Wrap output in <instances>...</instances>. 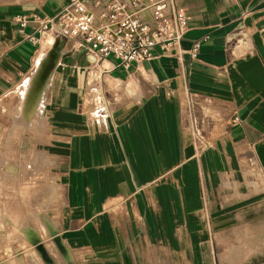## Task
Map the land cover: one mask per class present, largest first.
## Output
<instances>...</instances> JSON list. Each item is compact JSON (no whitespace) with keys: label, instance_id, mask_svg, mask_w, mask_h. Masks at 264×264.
Here are the masks:
<instances>
[{"label":"crops","instance_id":"1","mask_svg":"<svg viewBox=\"0 0 264 264\" xmlns=\"http://www.w3.org/2000/svg\"><path fill=\"white\" fill-rule=\"evenodd\" d=\"M66 3L0 0V95L54 42L29 43L30 17ZM175 3L188 17L183 40L137 66L58 50L43 116L28 127L47 119L56 138L62 204L56 239L40 243L51 264H174L175 233L208 264L202 243L264 232V0Z\"/></svg>","mask_w":264,"mask_h":264},{"label":"rangeland","instance_id":"2","mask_svg":"<svg viewBox=\"0 0 264 264\" xmlns=\"http://www.w3.org/2000/svg\"><path fill=\"white\" fill-rule=\"evenodd\" d=\"M44 62L39 69L33 67L28 76H39ZM27 80L18 81L0 95V264H49L44 260L48 259L47 254L42 247L38 250V246L55 233L52 228L55 213L62 204L59 170L54 159L56 138L47 119L40 127L28 128L35 121L30 118L28 101L19 95ZM44 98L45 95L40 102ZM39 104L42 118L44 108ZM18 116L26 118V126L17 120ZM244 237L242 232L234 234L235 239ZM247 237L249 243H202L208 264H217L219 257L224 264H264V232L255 231ZM178 238L175 233L174 246L168 250L174 264H181L183 251L189 256V264H196L192 243L183 249L181 243H176Z\"/></svg>","mask_w":264,"mask_h":264},{"label":"built area","instance_id":"3","mask_svg":"<svg viewBox=\"0 0 264 264\" xmlns=\"http://www.w3.org/2000/svg\"><path fill=\"white\" fill-rule=\"evenodd\" d=\"M30 19L36 28L28 40L37 48L48 33L63 47L70 43L73 51L89 55L92 66L110 60L123 69L152 59L155 50L178 47L188 29L186 12L175 0H67L54 17ZM28 20L18 16L15 21L24 27ZM198 48L192 43L191 58Z\"/></svg>","mask_w":264,"mask_h":264},{"label":"bare ground","instance_id":"4","mask_svg":"<svg viewBox=\"0 0 264 264\" xmlns=\"http://www.w3.org/2000/svg\"><path fill=\"white\" fill-rule=\"evenodd\" d=\"M47 43V42H46ZM47 44H51L50 42ZM58 47V48H56ZM60 44L59 42L57 45L54 47L52 50V53L49 54L48 52L43 56L44 58H41L37 61V66L36 68L39 69V66L45 61V67L43 68V71L41 73L31 75L27 82L23 84L20 88L19 95L21 97L28 101V110L31 111V119L38 123L40 121V111H41V105L40 103V98L45 95V89L48 87L47 81H44L46 79H49L50 74L55 66L59 63V56L58 55V50H59ZM57 49V51L55 50ZM22 125L26 126L27 125V120L23 116H18L17 119ZM40 247L38 248V250ZM47 263L51 264V261L49 259H44Z\"/></svg>","mask_w":264,"mask_h":264},{"label":"water","instance_id":"5","mask_svg":"<svg viewBox=\"0 0 264 264\" xmlns=\"http://www.w3.org/2000/svg\"><path fill=\"white\" fill-rule=\"evenodd\" d=\"M59 42V44H60V47H59V54L62 56V52H63V42L61 41V40H55V42H54V44H53V46L50 48V50L48 51V53L49 54H51L52 53V50L54 49V47L57 45V43ZM82 54H84V52H82L80 55H82ZM49 236L53 239V240H55L56 239V233H54V234H49ZM39 246H41V245H39ZM39 246H38V248H39ZM42 247V246H41ZM43 248V247H42Z\"/></svg>","mask_w":264,"mask_h":264}]
</instances>
